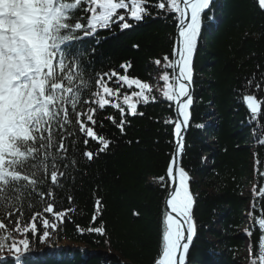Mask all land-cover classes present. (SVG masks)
Masks as SVG:
<instances>
[{
  "label": "trees",
  "instance_id": "1",
  "mask_svg": "<svg viewBox=\"0 0 264 264\" xmlns=\"http://www.w3.org/2000/svg\"><path fill=\"white\" fill-rule=\"evenodd\" d=\"M164 2L167 4V0ZM75 15L79 17L80 12ZM211 15L220 18V22L211 26ZM80 22L86 26V19ZM129 22L133 26L128 29L121 30L113 24L79 44L87 53L82 58L85 76L90 74L93 80L85 99L93 98L91 93L96 90L94 81L99 74L115 70L148 82L155 102L138 104V113L143 115L125 114L121 132L107 119L113 116L118 123L122 118L118 109L109 105L101 110L97 104L82 101L75 111L95 108L94 130L111 141L110 148L102 153H97L95 141L83 143L86 137L75 123V111L70 124L61 127L60 122H55L51 151L57 155L59 171L65 173L60 186L51 185L49 158L48 176L44 184L36 186L38 192L45 194L44 201L29 187L31 195L24 194L20 209H9L13 214L0 218L14 229L18 219L22 227L39 212L57 223V228H49L50 236L40 243L39 235L44 229L37 217V235H27L29 251L17 262L5 249L0 256L8 259L0 260V264H154L162 252L163 199L169 187L167 166L175 148L174 123L165 121L176 120L173 102L163 96L162 76L165 72L172 74L171 69L164 68L163 58H172L177 21L175 14L150 8L142 21ZM81 34L82 31L76 33ZM156 59L161 60L160 66L155 64ZM122 64L130 65L127 73ZM192 66L193 104L179 162L189 173L194 198L196 234L187 262L260 264L259 245L264 241V230L259 229L257 222L264 218V196L260 194L264 188V144L260 143L264 140V11L256 0L211 3L202 18ZM156 78H160V88ZM115 80L114 77L110 86L120 87ZM134 90L121 88L118 102L125 113L127 106L122 97ZM246 94L261 102L255 119L243 103ZM83 119L86 121V117ZM44 134L47 136V131ZM61 140L66 153L57 152ZM85 150L94 153L91 161L82 155ZM49 188L54 191V198L47 196ZM97 199L101 201L99 214ZM48 201L55 204V211L71 209L63 223L56 222L52 214L43 213ZM78 226L84 229L83 234ZM101 226L105 228L103 236L87 231ZM11 238L25 237L13 231ZM62 241L85 250L54 248Z\"/></svg>",
  "mask_w": 264,
  "mask_h": 264
},
{
  "label": "snow or ice",
  "instance_id": "2",
  "mask_svg": "<svg viewBox=\"0 0 264 264\" xmlns=\"http://www.w3.org/2000/svg\"><path fill=\"white\" fill-rule=\"evenodd\" d=\"M211 2L167 0L165 4L164 0H155V3L151 0H0V217L11 216L13 213L9 209H20L29 187L31 192H36L40 197V201H44L45 194L38 192L36 186L44 184L48 176L49 158L51 185L60 186V180L65 175L59 171L57 155L51 151L54 147L52 125L54 122H60L61 127L70 124L67 106L70 105L75 111L84 92L93 84L92 76H85L86 65L82 58L87 54L86 50L82 45L78 46V42L84 36L108 29L113 24H117L121 30L128 29L133 26L129 21L138 23L150 13V8H157L161 12L175 14L177 21L173 57L163 58L164 68L171 69L172 74L170 76L165 72L162 80L163 96L167 101L175 103L178 118L174 122L165 121L174 123L176 153L167 166V177L173 187L166 200L162 221V252L154 264H185L196 234L192 215L194 198L190 192L189 173L178 166L176 157L181 156L184 150L183 130L189 127L190 108L193 104V55L201 33L202 18ZM258 5L264 10V0H258ZM77 11L80 12L79 17L75 15ZM81 19H86V26L80 22ZM80 31L83 36L76 35ZM155 64L160 66L161 60L156 59ZM129 67V64L121 65L125 73ZM114 77L120 87L110 86ZM94 83L96 90L91 93L93 98L83 99V103L98 104L101 110L108 105L118 109L122 117L118 123L113 116L107 119L116 124L121 132L124 131L125 114L143 115L138 113V104L155 102V97L150 96L151 86L148 82L130 78L127 74L120 75L115 70L99 74ZM251 83L248 82L249 85ZM122 87L135 89L122 97L127 113L118 102ZM256 87L258 89L260 84ZM242 100L255 119L261 110V102L252 94L244 95ZM95 116L96 109L93 107H88L86 111H75V123L79 125V132L86 137L83 143L88 145L90 140L95 141L98 145L97 153H102L110 148L111 141L94 130L97 123ZM83 117H86V121ZM46 131L47 136L44 134ZM260 143L264 144V140H260ZM57 152H67L63 140ZM82 155L89 161L94 158L92 151L85 150ZM60 158L66 159V156ZM260 194L264 196V188L260 189ZM47 196L54 198L55 193L51 188ZM68 200L71 202L72 197L69 196ZM29 207L32 205L29 204ZM100 207L101 201L97 199V214ZM54 209L55 204L48 201L43 207V213L52 214L54 220L60 223L71 211ZM37 217L42 220L44 231L39 235V242L43 243L50 236L48 229L55 231L57 223L50 222L41 213H35L32 222L22 227L18 219L14 229H9L3 218H0V252L7 249L13 259L19 262L30 248L28 233L37 235ZM92 221L96 222L95 215ZM257 223L259 229L264 230V218H260ZM13 231L25 238L12 239ZM78 231L83 234L84 229L78 226ZM87 231L101 236L105 234L102 226L90 227ZM259 247L260 264H264V241ZM6 259L0 256V260ZM253 264L256 262L253 261Z\"/></svg>",
  "mask_w": 264,
  "mask_h": 264
},
{
  "label": "water",
  "instance_id": "3",
  "mask_svg": "<svg viewBox=\"0 0 264 264\" xmlns=\"http://www.w3.org/2000/svg\"><path fill=\"white\" fill-rule=\"evenodd\" d=\"M257 2H258V0H257ZM176 40H177V39H176ZM191 91H192V89H191ZM176 116H177V110H176ZM177 118H178V116H177ZM184 136H185V133L183 134V139H184ZM175 153H176V148H175V151H174V156H175ZM174 156H173V157H174ZM179 158H180V156H179V157H176L177 164H179ZM169 181H170L169 191H168L167 195L165 196L164 203H163L164 212H165V208H166V200H167V198H168L169 192L172 190V187H173V185H172V181H171L170 179H169ZM173 215H175V214L173 213ZM186 257H187V255H186Z\"/></svg>",
  "mask_w": 264,
  "mask_h": 264
},
{
  "label": "rangeland",
  "instance_id": "4",
  "mask_svg": "<svg viewBox=\"0 0 264 264\" xmlns=\"http://www.w3.org/2000/svg\"><path fill=\"white\" fill-rule=\"evenodd\" d=\"M155 81H156V82L159 81V82L157 83V86L160 88V85H159V83H160V78H156ZM156 82H154V83H156ZM59 245H60L59 247H64V246H69L70 244H68L67 242H62V243H59ZM243 264H247V263H243Z\"/></svg>",
  "mask_w": 264,
  "mask_h": 264
},
{
  "label": "bare ground",
  "instance_id": "5",
  "mask_svg": "<svg viewBox=\"0 0 264 264\" xmlns=\"http://www.w3.org/2000/svg\"><path fill=\"white\" fill-rule=\"evenodd\" d=\"M183 132H184V130H183ZM166 209V208H165ZM168 211H170V210H168ZM164 214H165V212H164Z\"/></svg>",
  "mask_w": 264,
  "mask_h": 264
}]
</instances>
